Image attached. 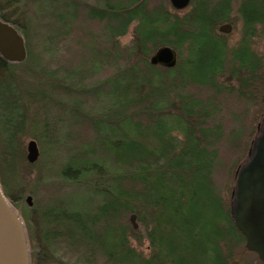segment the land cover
Segmentation results:
<instances>
[{
  "label": "trees",
  "instance_id": "16d2710c",
  "mask_svg": "<svg viewBox=\"0 0 264 264\" xmlns=\"http://www.w3.org/2000/svg\"><path fill=\"white\" fill-rule=\"evenodd\" d=\"M190 5L179 15L169 0H0L27 48L22 62L0 54V182L32 264H263L231 205L264 118L253 48L264 0ZM239 20L230 46L218 29ZM162 45L176 66L150 62ZM50 180L56 191L30 206L27 193ZM133 213L148 255L132 244Z\"/></svg>",
  "mask_w": 264,
  "mask_h": 264
},
{
  "label": "water",
  "instance_id": "95a60500",
  "mask_svg": "<svg viewBox=\"0 0 264 264\" xmlns=\"http://www.w3.org/2000/svg\"><path fill=\"white\" fill-rule=\"evenodd\" d=\"M177 10L188 7L191 0H170ZM232 23L220 25L219 30L230 33ZM0 54L10 62H22L27 57V48L23 35L9 22L0 18ZM179 54L170 45L160 46L151 56L154 65L174 67L178 63ZM27 159L34 163L40 156L36 140L27 144ZM231 214L237 228L246 240V247L258 254L264 263V118L260 133L249 151L247 162L237 174ZM32 206V196L26 198ZM131 223L137 229V214L130 216ZM0 264H31L29 241L24 222L19 212L3 193L0 182Z\"/></svg>",
  "mask_w": 264,
  "mask_h": 264
},
{
  "label": "rangeland",
  "instance_id": "374dc122",
  "mask_svg": "<svg viewBox=\"0 0 264 264\" xmlns=\"http://www.w3.org/2000/svg\"><path fill=\"white\" fill-rule=\"evenodd\" d=\"M170 1V0H169ZM239 5H240V2H239ZM237 7H238V3H236L235 4V9L233 10V12H232V16H234V17H236L237 15H238V12H237ZM191 8V5H189L188 7H186L185 9H183V10H177V11H179L178 12V14L179 15H184L189 9ZM236 25L237 26H234V24L232 23V26H233V29H232V31L230 32V33H224V32H221L219 29H218V31L220 32V33H223V34H227L229 37H228V40H229V44H230V46H235V45H237V42L240 40V37H241V32H240V29H241V20H239L237 23H236ZM132 29H133V27H131L130 28V31H129V33L127 34V35H125L124 37H122L121 39H120V41H121V43L122 44H127V43H129L130 42V40L132 39ZM253 48L258 52V53H260V54H263V52H264V37L263 36H261V35H259V36H257L255 39H254V43H253ZM226 95H224V97H225ZM264 99V98H263ZM228 103H230V104H235L234 102H232V99L230 100V101H227ZM256 110V108H252V112L253 111H255ZM250 120H253L252 119V113H251V115H250ZM260 133V132H259ZM32 138L30 137V136H26L25 138H24V144H25V146H26V150H27V144H28V142L31 140ZM39 146V145H38ZM253 146V145H252ZM28 151V150H27ZM35 169H31V171L29 172L30 174L28 175V177H29V179H31L32 180V178L34 177V175H32V174H35ZM224 173V172H223ZM30 175H32V176H30ZM218 175H220V174H218ZM219 178V177H218ZM49 183H48V185H47V187H44V188H39L38 190H37V192H36V195H33L32 193H27V195H26V198L30 195V196H32V201H33V203L36 201V199H37V201H39V200H44L45 198H46V196H47V191H49V192H54V191H56V188H55V186H56V184L55 183H53L51 180L50 181H48ZM221 184H223V182L221 183ZM30 186H34V182H32L31 184H30ZM235 187H236V184H235V186H234V190H235ZM234 190H233V192H234ZM232 197H233V195H232ZM26 198H25V201L27 202V200H26ZM234 198V197H233ZM130 218V217H129ZM137 223H138V227H137V230L138 229H140L141 230V232H142V234H141V236H142V241H138V240H136L135 238H131L132 239V244L139 250V251H141L142 253H144L145 255H148L149 254V252H150V248H149V241L146 239V237H145V227L144 226H141L140 225V223H139V221L137 220ZM42 264H46V263H42Z\"/></svg>",
  "mask_w": 264,
  "mask_h": 264
}]
</instances>
